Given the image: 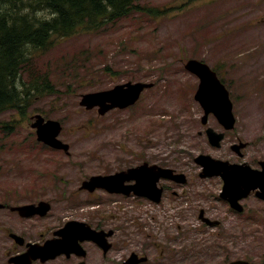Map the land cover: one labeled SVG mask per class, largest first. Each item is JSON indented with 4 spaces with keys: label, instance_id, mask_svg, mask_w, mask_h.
Listing matches in <instances>:
<instances>
[{
    "label": "rangeland",
    "instance_id": "374dc122",
    "mask_svg": "<svg viewBox=\"0 0 264 264\" xmlns=\"http://www.w3.org/2000/svg\"><path fill=\"white\" fill-rule=\"evenodd\" d=\"M138 1L146 11H135L94 30L79 29L37 55L41 73L49 72L59 93L33 99L22 114L14 110L0 114V122L14 125L11 131L0 129V190H5L7 183L17 184V179L6 175V166H15V177L23 175L24 158L56 156L59 164L54 168L62 175L57 182L62 187L58 193L67 198L85 175L105 173L106 168L127 169L149 155L150 162L174 167L190 181L172 186L169 197L160 205L146 203L138 210L135 198L125 196L120 208L107 200L84 211L100 213L108 225L120 227L119 235L129 248L148 243L150 259L157 256L156 249L171 248L158 262L151 260L148 264H227L237 258H264V203L244 200L256 216L244 220L231 213L229 204L220 198L219 178L202 180L198 176L201 167L193 158L200 152L229 159L232 151L227 147L213 151L200 138L196 140L202 115L194 98L199 80L185 68L191 58L211 67L219 65L230 80L240 118L246 103L264 97V0ZM159 10L162 13L152 14ZM218 72L225 80V74ZM137 81L154 85L131 106L132 114L129 109H115L99 116L97 110H87L79 103L86 92ZM66 83L73 85L67 89ZM145 95L152 111L147 115L142 111ZM37 114L61 122L59 138L70 145L68 152L43 150L40 144H34L37 134L31 124ZM92 122L95 131L85 132ZM161 125L169 129L160 137L167 154L154 145ZM145 126L152 128L145 131H153V137L150 131L142 130ZM248 133L243 136L251 143L264 140V124L261 128L257 121ZM93 154L96 158L91 157ZM248 158L252 164L264 159V150H249ZM75 161L82 167L72 166ZM46 165L53 167L41 159H31L26 168L38 175ZM26 180L36 183L33 177L26 176ZM82 197L85 195L80 192ZM70 198L69 202H75ZM201 209L223 224L204 225L199 219Z\"/></svg>",
    "mask_w": 264,
    "mask_h": 264
},
{
    "label": "flooded vegetation",
    "instance_id": "af4514ba",
    "mask_svg": "<svg viewBox=\"0 0 264 264\" xmlns=\"http://www.w3.org/2000/svg\"><path fill=\"white\" fill-rule=\"evenodd\" d=\"M210 69L212 73H215V78L218 79L227 89V108L230 107L229 112L231 110V115L227 112V117H225L220 113L222 111L216 108L214 110H208L205 104L196 97L201 84V77L197 74L196 76L198 77L199 84L194 93V98L200 104L202 115L199 118L200 126L196 130V140L200 138L201 143L204 142L207 146L211 147V150L213 151L225 150L224 148L227 147V149L229 148L228 150L232 151V157L228 159L223 158L220 155L215 156L211 153L202 151L193 158L194 161L197 157L204 155L210 156L214 160L227 161L231 165H234V167L243 169H250V167H253L264 170V159L260 158L256 163L252 164L248 158L249 150H253L254 152L264 150V140L251 143L250 139L244 138L243 136L249 134V128L257 121H259L260 127L262 128L264 124V97L255 99L252 103H246V106L241 108V115L239 118L235 111V105L229 89V85L231 84L230 80H227V75L219 65H215V67H211ZM218 70L225 74V80L219 74ZM144 83L148 84L149 82ZM150 84H152L151 87L148 86L142 89L139 97L134 101L135 103L132 102L127 104L125 103L127 101L119 102L115 105L118 107L114 108L110 107L112 103L108 101L106 105H102L100 109H98V107L93 109L97 110L99 116H104L115 109H129L128 111L132 114V111L130 110L131 106L136 105L142 98L143 94L153 87L154 84ZM146 95L142 100L145 105L142 111L147 115L152 113V111L148 109ZM158 113L160 115V112ZM93 125V122L89 123L85 132L95 131L93 130ZM146 129L152 128L145 126L142 129L144 132L148 133L150 130L145 131ZM159 129L155 133V138H158V143L156 142L154 145L155 148H160L164 151V154H167V152H165L166 150L163 149L160 144V137L163 134L168 133L169 129L166 125H161ZM214 132L217 135H221V139L216 145L211 143L212 141L210 137ZM150 133H152L150 137H153V131H150ZM124 134H126V132ZM147 144L148 143H146V145ZM207 146L205 145V147ZM42 149L54 152L64 150L55 148L54 146L52 147V145L49 147L44 145L42 146ZM147 150L148 148L146 151ZM93 155L94 156L91 155V157L96 158V155ZM148 157L149 155L147 158L146 155H144L143 158H140L138 163H135V165H128L127 169L111 171L110 168H106L105 173L89 176L85 175L84 179L81 180V184L77 187V190L70 192L67 195V198L58 193L59 189L62 187H60L57 182L62 179V175L57 173L56 168H54V165L59 164V159L56 156L50 155L47 158H28V160L32 159L36 160V162H39L41 159L53 166L51 168L47 167L49 165L44 166L43 169L38 172V175H32V172L27 170V158H24L22 163L24 165L23 175L18 174V177H15L16 174H14L15 166H11V164L7 165L6 175L9 177L13 176L12 178L17 179L18 182L14 185L7 183L6 189L0 190V264H130L129 259L133 254L135 255L134 258L138 260L135 264H148L151 260L153 263L158 262L156 260L161 259L163 254H169L171 248L165 249L163 247L156 249V254L154 255L157 256H153V258L150 259L151 255L148 251V243L141 242L140 247L137 246L135 249L131 247L129 248V244L123 243L122 236L119 235L120 227H117L116 224H114V226L108 225L106 219H104L100 213H95V211H84L86 207L99 206L100 203L103 205L107 200L111 203L113 202L114 205H118V208H120L121 204L119 205V202L121 203V199L125 196H132L135 198V202H138L136 203L138 205V210H140L142 205H146V203L160 205L169 197V191L172 186L187 184L190 181L187 176L186 182L181 183L175 179L160 177L156 183L157 187H155L154 184L152 185L153 191L151 190V194L145 193L144 187H142L140 185L141 183H139L140 181H138L139 178L125 180L123 184H120L119 182L117 186L114 184L112 185V183L111 185L105 183L104 186L97 187L86 184L94 177L115 175L118 172L126 171L131 168H138L143 165L147 166L148 169L152 171L150 173V177L152 178L156 174L154 172L159 169L155 168V166L173 169V175H176V173H184L166 164L161 165L150 162ZM75 165L80 166V168L82 167L80 162L75 161L72 166ZM200 173L201 170L198 176L202 180L219 178L222 181L220 176L213 175L210 177H203L200 176ZM26 176L33 177V180H36V183H27ZM128 188L131 190L130 193H127ZM125 189L126 192H124ZM156 189H161L160 195L155 192ZM80 192L85 195V198H80ZM257 192V190L251 191L246 198L240 200L243 211H236L231 207V213L242 216L243 219L247 221L256 219L253 212L249 208H246L244 200L256 199L257 201L264 203V199L260 196L263 193L262 189H260L258 193ZM156 197H160V201H156ZM69 198L70 201L74 198L75 202H69ZM220 198H222V196H220ZM222 199L228 204L227 199ZM202 210L204 211V215L210 218L205 209L200 210L199 218ZM249 214L255 218L250 217ZM218 221H220V224L216 226H221L223 221ZM201 222L204 225H207L202 220ZM70 229L72 230L70 231ZM69 235L71 238L75 239L76 242L74 245L66 248L65 242L68 240ZM168 239L173 241L177 240L172 238ZM48 243H52L51 245L54 246L51 253H42L41 251V254L36 252L31 253L34 249L41 250ZM150 245H152L154 249L155 244L151 243ZM115 258H118V260H115ZM235 260L264 262V258L252 260L250 257L237 258Z\"/></svg>",
    "mask_w": 264,
    "mask_h": 264
},
{
    "label": "trees",
    "instance_id": "16d2710c",
    "mask_svg": "<svg viewBox=\"0 0 264 264\" xmlns=\"http://www.w3.org/2000/svg\"><path fill=\"white\" fill-rule=\"evenodd\" d=\"M146 9L138 0H0V114H22L33 99L59 93L36 62L57 39ZM13 126L0 122L5 132Z\"/></svg>",
    "mask_w": 264,
    "mask_h": 264
},
{
    "label": "water",
    "instance_id": "95a60500",
    "mask_svg": "<svg viewBox=\"0 0 264 264\" xmlns=\"http://www.w3.org/2000/svg\"><path fill=\"white\" fill-rule=\"evenodd\" d=\"M186 66L188 69H190L191 71H193L194 73L198 74L201 77V84L196 97L200 99L202 103L205 104L207 109L214 110L215 105L219 107L223 106L224 110L220 113L225 117H227V112L230 113L231 115V110L229 112L230 107L227 108L228 92L224 87V85L221 84L220 81L215 78L216 76L215 73H212L207 65L194 59L189 60ZM127 85H128L127 89H125V85H118L114 89L109 91H101V92L85 94L83 95L81 103L82 105H88L89 107H92L97 103L103 102L107 98L116 99L119 102H125L127 99H129L131 96L134 95L131 99H129L126 102L127 104H130L139 97V94L142 91V89L146 87L145 84H141V83H136V84L129 83ZM123 97L125 99H123ZM216 109L218 108L216 107ZM34 126L37 127V134L39 140H43L47 143H50L57 148H65V149L68 148V145L63 144L57 138L61 130V126L58 121L49 120L46 123H44V119L42 118L41 115H39L38 120L36 121V123H34ZM210 137L212 143L215 145L221 139V135H217L215 132L211 134ZM196 162H198L204 167L201 176L206 177L213 175H222V177L225 180V185L223 192L221 193V196L223 198H226L230 202V205L233 208L237 209L238 211L243 210L242 206L239 204L238 201L243 197H246L254 189L257 188L262 189L263 193L260 196L264 199V171L249 169V168L243 169L239 167H234V165H230L228 162L217 161L212 159L210 156H204V155H201L198 158H196ZM155 168H159V169L158 171L154 172L156 174L154 175L153 178L150 177V173L152 171L148 169L147 166L143 165L138 168H131L126 171L118 172L115 175L104 176V177L97 176L86 184H89L90 186L92 185L93 187H97V186H104L105 183L108 185H111L112 183V185L114 184L115 186H117L119 182L120 184L121 183L123 184L125 180H132L139 178L138 181H140L139 182L141 183L140 185L144 187L145 193L151 194L152 185L154 184V186L157 187L156 183L160 177L175 179L178 182L186 181L184 174L173 175L174 174L173 169L162 168L159 166H155ZM130 189L128 188L129 191L127 190V193L131 192ZM146 189H148L149 191ZM124 192H126V189L124 190ZM155 192H157L158 195H160L161 189H156ZM156 201H160V197H156ZM203 214L204 212L202 211L201 217L206 223H208L209 225L218 224V221H211L210 219L204 217ZM71 230L72 229H70V231ZM69 237L68 240L65 242L66 248L74 245L76 242L75 239ZM51 244L52 243H48L46 246L43 247L44 249L42 248L41 250L34 249L31 251V253L34 252L39 254H41V252L51 253L54 247ZM134 257L135 255L130 259V264H135L136 262H138V260H136ZM230 264H264V263H250L247 261L239 260V261H233Z\"/></svg>",
    "mask_w": 264,
    "mask_h": 264
}]
</instances>
